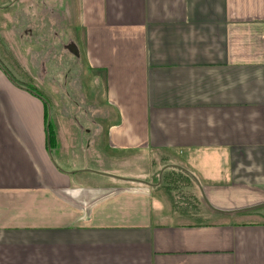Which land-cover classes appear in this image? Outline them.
I'll return each instance as SVG.
<instances>
[{"label": "crops", "instance_id": "crops-1", "mask_svg": "<svg viewBox=\"0 0 264 264\" xmlns=\"http://www.w3.org/2000/svg\"><path fill=\"white\" fill-rule=\"evenodd\" d=\"M39 3L0 0V264H264V0Z\"/></svg>", "mask_w": 264, "mask_h": 264}, {"label": "rangeland", "instance_id": "rangeland-1", "mask_svg": "<svg viewBox=\"0 0 264 264\" xmlns=\"http://www.w3.org/2000/svg\"><path fill=\"white\" fill-rule=\"evenodd\" d=\"M36 1L37 2L40 1V3H41V0H36ZM64 3L65 2H63V4ZM63 4H62V7L65 6V4L64 5ZM59 6H61V5H57V8L60 9ZM66 17H68V15H66ZM7 18H8V16L6 17V19ZM0 34H1V32H0ZM24 43L26 44V46L31 47L32 50L33 49L34 50L40 49L41 48V46H40L41 41L39 38V32L36 30H33L32 35L30 37H26L24 40ZM80 51H81V54H80L81 57L79 58V63H78V66H79L78 68L80 70L79 77L75 78V75H77V73H76L77 71H76L75 67L72 70L70 69V70L65 71V74L67 76L65 78L66 81H65L64 85H65V87L70 88V89L72 87H74V88H81V90H88V92H90V93L95 92L94 94L87 95V96L83 94L84 95L83 97H85V99L89 100L90 103H92V100H93L94 103L96 104V106L98 107V106H100V104H102V97H103L102 96V93H103L102 88H103V85L101 84V80H100L99 75L93 73L92 71H89V72L86 71L87 73L83 72L84 71L83 70L84 65H85L84 64V58L82 55L83 48H80ZM12 52H13L12 50L11 51L8 50V46H5L4 41L0 40V61H1V63L11 73H13L17 77H19L20 80H22L26 83H31L30 78L13 61V59H12L13 56L12 55L10 56V53H12ZM67 55H68L67 60L69 58L70 59L72 58L70 53H67ZM66 65H67V62L65 61L64 66H66ZM73 80L76 82L73 83ZM129 168L122 167L119 169V172H121V174H119V175L113 174V176H116V177L130 176V178L133 180H138L137 178L140 179L141 177H143L142 176L143 174L134 172V171L130 170Z\"/></svg>", "mask_w": 264, "mask_h": 264}, {"label": "water", "instance_id": "water-1", "mask_svg": "<svg viewBox=\"0 0 264 264\" xmlns=\"http://www.w3.org/2000/svg\"><path fill=\"white\" fill-rule=\"evenodd\" d=\"M1 67V66H0ZM174 167H177V166H174ZM177 168H179V169H181L182 171H184L189 177H191V178H193V180L198 184V181H197V179L190 173V172H188V171H186V170H184V169H182V168H180V167H177ZM160 175H161V172L159 173V176L158 177H160ZM112 177H116V176H113V175H111ZM116 178H121V177H116ZM121 179H125V178H121ZM130 180V179H129ZM136 181V180H135ZM158 181H159V178H158ZM143 183H146V182H143ZM146 184H148V183H146Z\"/></svg>", "mask_w": 264, "mask_h": 264}]
</instances>
